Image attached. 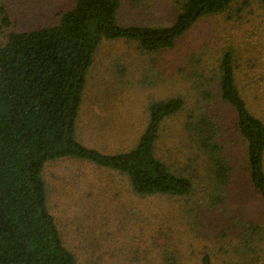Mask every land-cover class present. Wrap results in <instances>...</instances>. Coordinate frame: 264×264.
I'll return each instance as SVG.
<instances>
[{
	"label": "rangeland",
	"instance_id": "rangeland-1",
	"mask_svg": "<svg viewBox=\"0 0 264 264\" xmlns=\"http://www.w3.org/2000/svg\"><path fill=\"white\" fill-rule=\"evenodd\" d=\"M75 1L0 0V42L11 32L55 25ZM182 2L122 0L118 20L126 26L170 25ZM226 51L233 53L243 97L264 121V0H238L201 18L171 49L146 52L125 39L100 44L78 116L82 143L103 153L130 150L147 126L150 104L181 97L184 109L163 127L158 157L185 172L192 149L184 125L206 114L222 127L236 175L223 201L205 195L200 176L189 195L144 197L117 171L75 158L48 162V207L77 264H202L207 254L213 264H264V202L251 185L235 113L218 95ZM250 233L258 253L237 251Z\"/></svg>",
	"mask_w": 264,
	"mask_h": 264
},
{
	"label": "trees",
	"instance_id": "trees-1",
	"mask_svg": "<svg viewBox=\"0 0 264 264\" xmlns=\"http://www.w3.org/2000/svg\"><path fill=\"white\" fill-rule=\"evenodd\" d=\"M237 1L183 0L170 25L126 26L118 20L122 0H76L55 25L11 32L0 42V264H77L48 207L43 172L50 161L75 158L117 171L144 197L189 195L200 176L211 201L225 199L236 172L216 119L203 114L185 123L192 149L185 172L158 157L163 127L184 109L181 97L152 102L146 128L127 151L103 153L85 145L77 122L87 74L104 40L135 41L146 52L171 49L201 18ZM204 94L213 100L210 91ZM218 95L235 113L251 185L264 202V121L241 93L231 51L220 61ZM245 238L237 251L258 253L252 233ZM202 264H213L208 254Z\"/></svg>",
	"mask_w": 264,
	"mask_h": 264
}]
</instances>
